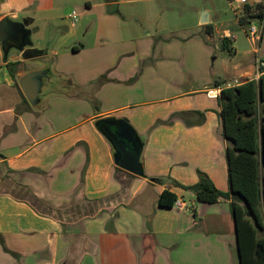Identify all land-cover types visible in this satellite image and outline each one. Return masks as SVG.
Returning a JSON list of instances; mask_svg holds the SVG:
<instances>
[{
  "label": "crops",
  "instance_id": "crops-1",
  "mask_svg": "<svg viewBox=\"0 0 264 264\" xmlns=\"http://www.w3.org/2000/svg\"><path fill=\"white\" fill-rule=\"evenodd\" d=\"M260 2L84 0L85 21L69 12V26L53 21L65 30L58 42L70 55L104 50V61L51 72L35 105L16 79L26 60L58 52L35 55L27 41V54L12 46L3 59L0 50V264H239L231 199L200 202L183 186L200 171L229 191L216 96L253 79L264 56V17L252 11ZM93 6L113 23L100 33ZM5 15L29 34L33 20ZM101 119L130 125L143 175L114 163ZM164 189L182 204L158 206Z\"/></svg>",
  "mask_w": 264,
  "mask_h": 264
},
{
  "label": "trees",
  "instance_id": "trees-1",
  "mask_svg": "<svg viewBox=\"0 0 264 264\" xmlns=\"http://www.w3.org/2000/svg\"><path fill=\"white\" fill-rule=\"evenodd\" d=\"M252 11L256 17L263 18L264 3H256ZM250 13L247 10L246 17L239 20L241 25L252 17ZM222 40V47L228 50L227 42ZM34 52L35 55L43 53L36 49ZM216 98L220 106L221 134L227 142L225 157L229 191L218 190L200 171H197V181L183 188L193 191L200 202L230 198L238 263L264 264V116L258 113L256 106L257 100L264 105V74L256 80L222 87ZM165 179L169 178L149 177L153 182ZM174 201V194L166 189L156 198V204L161 207H170Z\"/></svg>",
  "mask_w": 264,
  "mask_h": 264
},
{
  "label": "rangeland",
  "instance_id": "rangeland-1",
  "mask_svg": "<svg viewBox=\"0 0 264 264\" xmlns=\"http://www.w3.org/2000/svg\"><path fill=\"white\" fill-rule=\"evenodd\" d=\"M89 1L94 3L98 0ZM108 8L114 11V6H109ZM5 10L15 11L19 17L17 20L21 21L22 18L33 20L32 24L28 27L31 28L26 37L28 44L43 52L48 53L52 49L58 52L56 54H48L41 59L26 60L23 66L27 69L34 70L43 67L55 73L57 70H72L73 66L91 67L97 62L104 61V50L101 51L100 54L94 53L92 55L90 54V56H84L85 52H80V54L77 55H70L61 51V45H59L58 42L60 37H63L65 30L64 26H54L53 21L62 19L63 22L69 26V21L66 20V13L70 10L75 11L77 14L74 24H77L80 19H82L81 21H85L82 13V10H84V0H0V12ZM89 11L97 17V31L99 33L102 32L105 27L110 28V26L113 25V23H107V21L98 17L101 16L100 7L93 6ZM237 35L244 37L245 34L243 31H239ZM259 44L260 50L264 51V37ZM217 52L219 55L221 51L217 50ZM9 53L10 52L6 54L7 58ZM221 53H223L222 55L224 57L229 58L228 52L223 51ZM184 77V75L182 76L179 74L178 81Z\"/></svg>",
  "mask_w": 264,
  "mask_h": 264
},
{
  "label": "water",
  "instance_id": "water-1",
  "mask_svg": "<svg viewBox=\"0 0 264 264\" xmlns=\"http://www.w3.org/2000/svg\"><path fill=\"white\" fill-rule=\"evenodd\" d=\"M199 21L204 23L206 19L200 18ZM16 26L26 32L20 22L11 20L6 15L0 18V49L3 59L7 58L6 54L12 48V46L4 48L3 43ZM24 35L27 34L25 33ZM17 49H21V47ZM50 75L51 72L49 70L40 67L27 71L16 79L21 93L31 105L37 104L40 100L42 84L46 81V78H50ZM98 127L111 144L114 163L127 172L141 175V166L138 161L140 146L134 137V132L130 125L122 119H101L98 122Z\"/></svg>",
  "mask_w": 264,
  "mask_h": 264
},
{
  "label": "built area",
  "instance_id": "built-area-1",
  "mask_svg": "<svg viewBox=\"0 0 264 264\" xmlns=\"http://www.w3.org/2000/svg\"><path fill=\"white\" fill-rule=\"evenodd\" d=\"M237 1L240 4H245V2H246V0H237ZM67 17L71 20V22H75V20L77 18V14L75 13V11L71 10V11H69ZM254 31H255V27H253V26L248 27V32L251 35L254 34ZM262 74H264V56L260 57L256 61L253 79L256 80ZM235 82L236 81H234L233 83H235ZM228 86H231V85H229V83H226L224 87H228ZM213 96H215V94ZM173 203L180 206L182 204V201L179 199H175V201Z\"/></svg>",
  "mask_w": 264,
  "mask_h": 264
},
{
  "label": "flooded vegetation",
  "instance_id": "flooded-vegetation-1",
  "mask_svg": "<svg viewBox=\"0 0 264 264\" xmlns=\"http://www.w3.org/2000/svg\"><path fill=\"white\" fill-rule=\"evenodd\" d=\"M25 33L26 32L23 29H21L20 27L16 26L12 30V32L9 33V36L4 41V43H3L4 48H7L9 46H14L16 48H20L21 47L23 53L27 54L29 52V49H27V48L25 49L24 48V46L26 44V35H24Z\"/></svg>",
  "mask_w": 264,
  "mask_h": 264
}]
</instances>
